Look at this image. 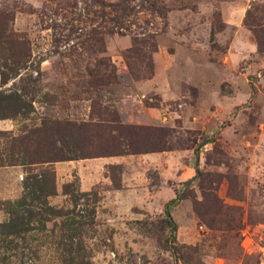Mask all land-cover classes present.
<instances>
[{
  "label": "rangeland",
  "instance_id": "rangeland-1",
  "mask_svg": "<svg viewBox=\"0 0 264 264\" xmlns=\"http://www.w3.org/2000/svg\"><path fill=\"white\" fill-rule=\"evenodd\" d=\"M0 73L21 104L3 158L55 121L116 117L139 146L3 160L0 225L26 224L0 232V264H264V0H0ZM44 169L63 216L14 206Z\"/></svg>",
  "mask_w": 264,
  "mask_h": 264
},
{
  "label": "trees",
  "instance_id": "trees-1",
  "mask_svg": "<svg viewBox=\"0 0 264 264\" xmlns=\"http://www.w3.org/2000/svg\"><path fill=\"white\" fill-rule=\"evenodd\" d=\"M6 77L3 73H0V82L4 83ZM18 97L14 94L0 95V120L7 117L16 115L19 112L21 104H19ZM23 105L25 106L24 102ZM109 126H100L98 124H76L67 121L53 122L50 127L43 129L42 127L36 129L30 137H23L22 139H13L10 145L8 154L4 158L0 154V164L5 162L19 163L20 165L29 166L32 164L47 163L52 161L73 160L76 158H86L91 156H110L117 150V146L114 145L116 137L122 136L124 139L123 148L128 147L129 153H136L139 149L138 144L135 142H126L125 137L127 133L124 128L117 122V118L113 117L109 121ZM95 139L98 145L94 149L88 141V138ZM64 139L69 140L70 146L64 144ZM61 143L59 148L54 146V142ZM111 142V145H110ZM85 143V146L82 145ZM62 147V149H61ZM88 147V148H87ZM94 149V150H93ZM52 174L49 170H41L37 174H30L24 179V195L14 204L15 208H21L23 206L35 207L40 212L50 216L59 217L63 216L59 211L46 207L44 198L53 195L54 185L52 180ZM64 195H69L67 187L63 191ZM86 196H90L87 194ZM94 197V194H92ZM96 201H93V203ZM37 205V206H35ZM28 219L36 214L31 210H25ZM8 220L0 225V232L5 233L9 231L14 233L17 229H22L26 224L22 217H15L13 212H9ZM92 214L89 213L86 218L87 222L92 220ZM40 218V217H39ZM41 220V218H40ZM84 225V222L77 223V227ZM168 225L171 233L175 230V225L171 220H168ZM172 241L175 242L172 236Z\"/></svg>",
  "mask_w": 264,
  "mask_h": 264
}]
</instances>
